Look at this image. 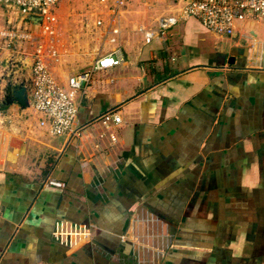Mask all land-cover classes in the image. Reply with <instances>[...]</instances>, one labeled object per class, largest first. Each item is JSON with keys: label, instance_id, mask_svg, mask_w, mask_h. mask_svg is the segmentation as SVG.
<instances>
[{"label": "crops", "instance_id": "1", "mask_svg": "<svg viewBox=\"0 0 264 264\" xmlns=\"http://www.w3.org/2000/svg\"><path fill=\"white\" fill-rule=\"evenodd\" d=\"M117 37L105 31L111 47L85 61L79 50L48 60L64 83L122 48L78 99L76 136L49 134L30 106L0 107V264H264V23L247 18L223 36L187 17L147 43L135 29ZM109 108L114 141L94 121ZM146 216L158 223L139 232L169 234L162 253L120 238ZM56 220L95 229L66 247L51 238Z\"/></svg>", "mask_w": 264, "mask_h": 264}, {"label": "built area", "instance_id": "2", "mask_svg": "<svg viewBox=\"0 0 264 264\" xmlns=\"http://www.w3.org/2000/svg\"><path fill=\"white\" fill-rule=\"evenodd\" d=\"M66 0H0V5L15 13V17L8 18L14 29L0 31V37L7 41H32L33 49L29 55V77L31 83V97L29 106L34 113L40 116L39 125L45 126L47 132L53 136H76V112L78 99L83 95L93 72L101 71L120 64L123 61V51L119 45H114L108 51L96 54L88 65L81 71L66 77L64 83H59L52 75L48 60L57 61L58 52L53 48V28L56 23L54 9L57 4ZM126 0H115L121 5ZM175 7L172 13L160 16L156 21L155 29L137 25L135 30L142 35L144 42H149L155 35L162 36L165 31L176 24L180 19L194 17L209 32L216 35L229 36L235 26L247 18L256 19L264 23V0H167ZM30 17L38 21L33 23ZM98 24L99 22L96 21ZM38 30V40L33 41L34 31ZM17 28V30H16ZM18 28L22 29L19 31ZM50 35V36H49ZM46 37V38H44ZM113 41V39H110ZM0 43V52L3 49ZM3 111L0 108V127L3 123ZM94 121L99 123L110 141L115 136L106 131L120 122L117 111L109 108L101 112ZM46 185L62 187L60 181L47 178ZM158 223L157 218L146 216L134 218L128 228L120 235L136 245L138 251L159 252L169 244V234L154 230L139 232L144 224ZM94 225L90 223H74L65 220H56L53 223L51 238L66 247H73L81 241L90 238ZM156 240V243L153 240Z\"/></svg>", "mask_w": 264, "mask_h": 264}, {"label": "rangeland", "instance_id": "3", "mask_svg": "<svg viewBox=\"0 0 264 264\" xmlns=\"http://www.w3.org/2000/svg\"><path fill=\"white\" fill-rule=\"evenodd\" d=\"M112 1L66 0L55 6L56 23L53 28L52 46L57 49L58 53H62L63 59L67 52L79 50L82 51L85 61L87 53H95L102 47L108 48L110 44H104L105 31L108 32V30L115 38L121 35L119 38L117 37L116 42L122 45L125 35L134 31L137 25L153 27L160 16L166 15L170 11V6L163 0H126L115 9L109 6ZM13 17H15L14 12L0 5V31L14 29L12 23L7 24L6 22L8 18L12 19ZM96 20H99L100 23H95ZM18 30L17 32H20L22 29L18 28ZM30 31H34L33 41L38 40V30L32 28ZM6 39V37H0L1 45L6 47L4 48L6 50H1L0 56L3 55L2 59L10 57L11 61L6 69H2L0 65V84L3 87L8 81L11 82V78H9L10 67L18 62L16 65L19 66L18 69L20 70L23 63L29 62L28 58L33 49L32 41H18L17 44L16 41L12 40L7 41L8 45L6 46L4 44ZM20 60L25 61L19 62ZM59 62L65 64L60 60ZM19 70L13 71L14 77L21 76L22 72ZM26 73L27 71L25 74L23 73L24 78L28 77Z\"/></svg>", "mask_w": 264, "mask_h": 264}, {"label": "water", "instance_id": "4", "mask_svg": "<svg viewBox=\"0 0 264 264\" xmlns=\"http://www.w3.org/2000/svg\"><path fill=\"white\" fill-rule=\"evenodd\" d=\"M30 19L33 21V23H36L38 21L36 17H30ZM22 69V71H24L23 73L25 74L27 68L22 65ZM24 74L22 81L18 83L8 81L4 84V87H2L1 89L2 95L0 100V107L7 106L12 103H15L21 109L29 106V100L31 97V83L28 73H26L28 76L26 78H24Z\"/></svg>", "mask_w": 264, "mask_h": 264}, {"label": "bare ground", "instance_id": "5", "mask_svg": "<svg viewBox=\"0 0 264 264\" xmlns=\"http://www.w3.org/2000/svg\"><path fill=\"white\" fill-rule=\"evenodd\" d=\"M18 68H19L18 66H15L14 69H12V70L9 71V77L11 78L10 80H11L13 83H18V82L22 81V79H23V71H22L23 69H22V66L20 67V68H21L20 70H19ZM16 70H19V72H22V73H21V76L14 77V72H15ZM13 71H14V72H13Z\"/></svg>", "mask_w": 264, "mask_h": 264}]
</instances>
